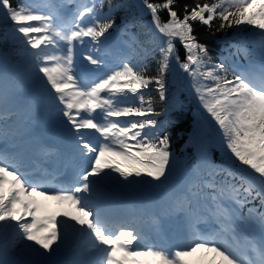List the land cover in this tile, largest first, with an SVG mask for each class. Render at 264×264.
<instances>
[{"label":"snow or ice","instance_id":"6c2138e0","mask_svg":"<svg viewBox=\"0 0 264 264\" xmlns=\"http://www.w3.org/2000/svg\"><path fill=\"white\" fill-rule=\"evenodd\" d=\"M178 6L0 0V264H264V0Z\"/></svg>","mask_w":264,"mask_h":264},{"label":"trees","instance_id":"16d2710c","mask_svg":"<svg viewBox=\"0 0 264 264\" xmlns=\"http://www.w3.org/2000/svg\"><path fill=\"white\" fill-rule=\"evenodd\" d=\"M194 2H195V0H179V6H178L177 10L178 11L182 10V6L184 3L192 4ZM201 2H203V0H201ZM161 16L163 19H165V20L167 19V13L166 12H162ZM232 30H234V29H229L227 32H215V33H213V32H210L205 26L197 24L196 28H195V34L197 35V37L199 38L201 43L207 44V46L209 48V53L212 55L213 51L215 50V47H217L216 44L218 43V40L220 38H222L223 36L229 34V32ZM152 64L154 67V61L152 62ZM179 128H180V126L173 130L172 137L175 136V134H177ZM175 149H177V148H175ZM177 150H178V152H180L179 149H177Z\"/></svg>","mask_w":264,"mask_h":264},{"label":"bare ground","instance_id":"6f19581e","mask_svg":"<svg viewBox=\"0 0 264 264\" xmlns=\"http://www.w3.org/2000/svg\"><path fill=\"white\" fill-rule=\"evenodd\" d=\"M46 205H47L46 207L47 214H55V213H60L62 211L68 210L65 208L54 206L52 202L50 201L46 202ZM66 256L67 258H71L70 251L66 254ZM82 259H86V258H82Z\"/></svg>","mask_w":264,"mask_h":264},{"label":"rangeland","instance_id":"374dc122","mask_svg":"<svg viewBox=\"0 0 264 264\" xmlns=\"http://www.w3.org/2000/svg\"><path fill=\"white\" fill-rule=\"evenodd\" d=\"M50 202H52V204H53L54 206L63 207V208L68 209V206H67L66 204L57 203V202H55V201H50Z\"/></svg>","mask_w":264,"mask_h":264}]
</instances>
